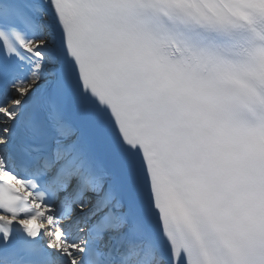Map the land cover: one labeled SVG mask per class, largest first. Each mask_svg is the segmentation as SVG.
Returning a JSON list of instances; mask_svg holds the SVG:
<instances>
[{
	"label": "snow or ice",
	"instance_id": "6c2138e0",
	"mask_svg": "<svg viewBox=\"0 0 264 264\" xmlns=\"http://www.w3.org/2000/svg\"><path fill=\"white\" fill-rule=\"evenodd\" d=\"M0 264H264V0H0Z\"/></svg>",
	"mask_w": 264,
	"mask_h": 264
}]
</instances>
